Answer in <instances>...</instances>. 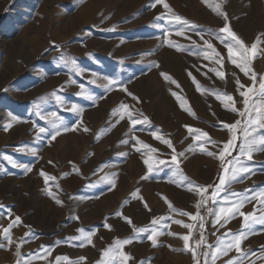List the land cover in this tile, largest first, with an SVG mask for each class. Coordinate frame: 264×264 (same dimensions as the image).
I'll return each mask as SVG.
<instances>
[{
    "label": "rangeland",
    "instance_id": "1",
    "mask_svg": "<svg viewBox=\"0 0 264 264\" xmlns=\"http://www.w3.org/2000/svg\"><path fill=\"white\" fill-rule=\"evenodd\" d=\"M166 2L195 27L186 29L183 36L177 35L178 29L170 27L167 19H156L168 9L162 4L153 7L154 0H0V242L6 245L0 247V264H17L18 260L22 264L16 255L21 240L23 258L35 256L38 251L47 257L33 259L32 264H56V256L69 258L59 264L81 257L86 259L80 264H96L108 259L102 256V250L114 245L116 238H132L122 249L130 256L126 264H196L190 251L181 250V236L189 229L175 220L195 225L189 241L193 247L200 239V221L172 212L168 201L177 209L197 212L195 204L201 196L189 191V185H212L204 193L205 197L211 195L223 174L224 162L219 154L232 136L223 124L240 120L236 135L241 137L248 117L226 109L211 91L198 90L193 77L203 89L231 94L235 107L244 110L239 92L246 89H240L236 79L246 86L253 82L231 63L226 47L213 35L225 24L213 8L221 6L231 29L246 45L251 46L259 37L257 55L251 63L258 89L264 77V36L260 35L264 33V0ZM168 40L185 48L178 50ZM205 40L219 51L222 64L196 54L206 48ZM73 58L84 70L82 75L73 68ZM214 67L225 73L224 79L211 70ZM109 79L117 83L106 87ZM73 80L76 83H70ZM81 91L87 95H78ZM254 102L258 106L264 100L250 94L249 110ZM121 103L129 105L128 110L140 120L147 116L150 123L133 126L128 116L121 119L123 109L113 115ZM73 104L82 112L70 111ZM100 105L104 106L101 112ZM51 112H56L59 119L50 122L41 118ZM10 114L19 120L12 121ZM9 123L11 127L5 130ZM59 125L70 130L61 127L60 135L51 140ZM185 125L206 131L211 139L206 143L203 139L196 141V133L190 134ZM39 127L46 131L39 133ZM153 132L171 140L178 167L188 179L179 175L177 164L172 162V148L154 138ZM254 135H264V129ZM125 140L127 143H121ZM139 141L158 151H150ZM201 145L216 156L200 151ZM236 155L238 149L226 155V160ZM149 157L158 171L148 173L144 160ZM242 159L251 171L226 184L215 202L208 201L212 214L204 216L199 209L205 217L206 237V243L196 250L201 264V253L211 251L208 244L214 250L218 238L230 241L241 231L246 233L240 244L246 253L241 264H264V224H254L249 232L244 217L239 215L216 222L219 207H232L240 200L233 193L253 196L264 189V151L253 152L251 160ZM160 160L166 163L160 165ZM41 172L55 179L46 181ZM106 175L115 181L114 185L102 179ZM54 196L62 203H57ZM261 199L264 197L256 196L245 202L241 211L256 217L264 215ZM9 210L12 219L18 215L22 223L12 228L13 243L7 246L2 228L11 222ZM155 217L165 219L156 225L163 234L156 237L153 246L147 232L143 241L142 233L138 238L133 226H148ZM139 218L142 222L137 221ZM105 222L111 225L110 230ZM81 227L95 232L91 244L70 239L80 235L77 229ZM41 246L50 247L51 253ZM238 256L233 248L227 256H218L215 264Z\"/></svg>",
    "mask_w": 264,
    "mask_h": 264
},
{
    "label": "snow or ice",
    "instance_id": "2",
    "mask_svg": "<svg viewBox=\"0 0 264 264\" xmlns=\"http://www.w3.org/2000/svg\"><path fill=\"white\" fill-rule=\"evenodd\" d=\"M156 4H162L165 9H168V13L164 14L162 13L160 16H158L156 19L160 20L162 18H165L169 22V26L172 28H177V35L183 36L185 33V30L188 28L195 27L193 22L189 21L187 18L175 13L171 6L166 2V0H154L153 7H155ZM213 11L217 13V15L222 16L225 20V24L223 27H221L218 30H215L213 32V35L220 41L221 44H223L226 47L227 50V57L231 60V63L236 65L246 76H249L252 80L251 86L243 85L240 80L236 79V84L240 89H246L239 92V95L243 97V104H244V110L241 111L235 107V99L231 94H220L217 90H206L203 89V87L199 84L198 81L195 80L193 77V82L196 83L197 89L202 91H211L212 94L216 96L217 100H220L223 102V106L226 109H231L233 112H240L241 116L247 115L248 119L245 121V124L242 129V136L238 137L236 135V129L241 124L240 120H236L234 123H224L223 127L229 129L232 132L231 138L224 142L223 150L219 154V159L224 162L223 166V174L219 178V183L215 185L212 193L210 196L205 197L204 193L207 192L208 188L213 187L212 185L203 186V185H196L195 182H192L189 185V191L198 193L201 196V200L198 201L195 204V207L197 209V212L195 214L177 209L173 207L170 201H168L169 208L172 212H178L182 216L190 217L192 221H200V239L195 241V247L189 244L190 238L192 237V229L195 227L193 223H185L182 220H175V223L178 225H182L184 228L189 229V232L187 234H184L181 236V239L184 242V248L181 250L190 251L193 254L194 259L196 260V264H201L200 260L196 258V250L201 245H204L206 243V237L203 234V228L204 224L203 221L205 219L204 216L200 215L199 209L205 205H207L208 201L211 200L215 202L220 194L221 191H224V186L226 184H230L233 181L238 180L241 178L242 174L249 173L251 171L250 168H248L245 164V160L242 158H246L247 160L252 159V154L255 151H264V135H254V133H258L259 130L264 129V103H261L257 106L258 102H254L251 106V110H249V96L252 93H255L260 99L264 100V77H261L259 82V87L256 89V81H257V74L255 73L254 69L251 67V63L254 57L257 55V45L260 43L259 37L257 41H254L251 46L246 45L245 41L240 38V36L231 29L229 23H228V16L227 13L224 12L219 4H217ZM221 33L223 35H221ZM170 34V32L168 33ZM261 36H264V33L260 34ZM200 38L203 40V35L200 36ZM190 39V38H189ZM169 45H172L176 47L178 50H183L185 48L182 44H175L172 40L167 41ZM192 44L195 46V41H192ZM204 44L206 45V48L202 49L200 52L196 53L198 55H203L205 59H214L216 63L222 64L223 63V57L219 53V51L214 47V45L208 41L205 40ZM63 59V57H61ZM71 64L73 68L80 72V74H83V69H80L78 65L76 64L75 59L73 58L71 61ZM213 72L216 73L218 77L221 79L225 78V73L222 70H218L217 68L211 69ZM166 77V79L172 80L170 76H167V74L162 73ZM191 75V73H189ZM233 75H235L233 73ZM70 83H76V81H70ZM95 83V81H93ZM117 83V81L109 79L108 84L106 87H112ZM173 83H176L173 81ZM83 85H81V88L83 89ZM124 91H127L126 88L123 89ZM129 95H134L132 93H128ZM55 95V93H53ZM78 95H87L85 91H81L78 93ZM173 95H177L176 93H173ZM55 98L60 101L61 97L58 95H55ZM138 99V98H137ZM177 99L180 100L181 97L177 96ZM181 107H184L183 104H181ZM37 109L39 110V105H37ZM123 109L124 111L121 113V119L124 118V116H128V118L131 120V124L134 126L136 124H149L150 120L147 116L143 117V120H140L139 118L133 116L132 112L129 111V105L125 103H121L118 107V109L113 110V115L117 114V112ZM70 111L81 113L82 109L79 108L76 104H73ZM253 112L255 113V116L253 117ZM195 115V113H192ZM11 115V114H10ZM42 119L52 121V118L59 119L56 112H51L43 115L41 117ZM12 121H18L19 118L11 115ZM223 123V122H222ZM11 127V123L5 126V130H8V128ZM63 127L64 131H69L70 129L65 125H59L57 126V129L55 132L51 134V140H55L58 135H60V128ZM189 129L190 134L196 133L195 140L201 141L203 139V142H208L211 138L209 137V134L206 131L200 130V129H194L191 126L185 125ZM85 131H88L87 128L84 129ZM46 129L44 127H39V133H44ZM38 133V135H39ZM153 137L156 139L162 140L163 143L167 144L169 147L173 150V155L171 156L172 162L177 164V171L179 175L183 179H188V177L184 176L182 170L179 169L178 165L179 162L177 161V155L175 154V148L172 145L171 140L164 139L161 136H158L155 132L152 133ZM239 140V143L237 141ZM212 143H216V141H211ZM121 143H127V141H121ZM139 143L143 144L145 148L149 149L152 152L158 151L155 148H152L150 145H147L143 141H139ZM191 149V146H190ZM238 149V155L232 157L231 159L226 160V155L231 156V153L233 150ZM137 151H140L139 148L136 149ZM200 151L207 152L209 156H216V153L208 151L206 148H204L202 145L199 149ZM179 155H183V153H179ZM6 159H11L10 157H5ZM51 163V162H50ZM144 163L147 165L148 173H152L153 171H158V167H154V164L152 162V157H149L144 160ZM166 162L164 160H160L159 164L163 165ZM231 166V167H229ZM28 171H31V168H28ZM41 175H44L47 180L55 179L54 177L50 176L47 173L41 172ZM67 175V173H65ZM146 177H142L144 179ZM102 179L107 180L111 184H115V181L111 179L109 176H105ZM58 186V185H57ZM50 195L52 193L50 192ZM133 196L136 195V193L132 194ZM232 195H236L241 197L239 201L235 202L232 207H219L218 211L215 212L216 215V222H219L222 218L227 222V220L231 219L232 217L239 215L244 217V227L248 228V231H252V226L256 223L264 224V215H261L259 217H256L254 213H244L241 211V208L243 204L247 201L253 200L256 198V196L264 197V189H262L259 193L254 194L253 196H245L242 193H233ZM54 199H56L57 203H62L59 199H57L54 196ZM167 199V198H165ZM227 200V197L224 198ZM260 204H264V199H261L259 201ZM0 207H3V205H0ZM145 207L147 205L145 204ZM150 210V209H149ZM213 208H208L207 212L208 214L213 213ZM117 215H122L121 212H117ZM8 218L11 220L9 225L7 227L2 228V233L4 239L7 241V246H10L13 243V240L11 238V230L12 228L18 226L22 223V218L20 216H15L14 219H12V213L11 210L8 212ZM76 219H79L76 217ZM124 219L131 224V219L129 217H124ZM165 219L164 217H155L150 222V225L143 226L139 228L134 227V233H145V232H151V235L148 236V239L152 241L153 246H156V237L158 235H161L163 233L159 232L157 230L156 225L160 224L161 220ZM109 230L111 229V225H108L105 222L104 225ZM77 231L80 233V235L76 237H72L70 239L75 240H86L88 244L92 243V237L95 235V232H88L85 231L84 228H79ZM172 235H177L175 233H170ZM28 235H32L31 233H28ZM225 235H228L226 233ZM246 233L241 231L239 235H233L231 237L230 241H225L223 238H218L217 246L214 250H212V245L208 244L207 249L211 251H204L201 253V256L204 257V264H209V257L211 259V264H215V261L217 260L218 256H227L228 253L235 248L236 251L239 253L238 257L230 258L224 262V264H241V259L246 255V253L241 251L240 244L241 241L245 238ZM132 242V238H125L123 240L116 238L114 241V245L109 246L106 249L102 250V256L107 257L108 259L97 261L96 264H113V262L118 260V264H126L127 260L130 259V256L125 253L122 249L124 245H127ZM23 245V240H21V243L17 245L16 255L18 257H21L22 264H32L33 259H46L47 257L42 255L41 252H37L35 256L23 258V254L20 252V248ZM6 245L3 242H0V247H5ZM42 249L48 254L51 253L52 249L50 247L41 246ZM119 249V250H117ZM264 259V257H261ZM86 258L81 257L76 261H70L69 264H80L81 260H84ZM56 264H59L60 261H68L69 258L67 256H56L55 257ZM17 264H21V261L18 260ZM254 264V262H253Z\"/></svg>",
    "mask_w": 264,
    "mask_h": 264
},
{
    "label": "crops",
    "instance_id": "3",
    "mask_svg": "<svg viewBox=\"0 0 264 264\" xmlns=\"http://www.w3.org/2000/svg\"><path fill=\"white\" fill-rule=\"evenodd\" d=\"M149 198H150V196H149ZM148 203H149V206L151 205V201H148ZM137 221H141L142 222V220L139 218ZM145 222L146 221H144L143 220V224H145ZM146 233V232H145ZM145 233H142V240L144 241V239L146 238V234ZM150 235V232H147V237ZM138 238H139V236H140V234L138 233ZM146 262V261H145ZM143 263H144V260H143Z\"/></svg>",
    "mask_w": 264,
    "mask_h": 264
},
{
    "label": "built area",
    "instance_id": "4",
    "mask_svg": "<svg viewBox=\"0 0 264 264\" xmlns=\"http://www.w3.org/2000/svg\"><path fill=\"white\" fill-rule=\"evenodd\" d=\"M209 208L208 204L201 207V213L206 216V213H207V209Z\"/></svg>",
    "mask_w": 264,
    "mask_h": 264
},
{
    "label": "bare ground",
    "instance_id": "5",
    "mask_svg": "<svg viewBox=\"0 0 264 264\" xmlns=\"http://www.w3.org/2000/svg\"><path fill=\"white\" fill-rule=\"evenodd\" d=\"M104 107V106H103ZM103 107L100 105L99 108H100V112L103 110ZM98 108V109H99ZM21 127V126H20ZM74 143V142H73Z\"/></svg>",
    "mask_w": 264,
    "mask_h": 264
}]
</instances>
